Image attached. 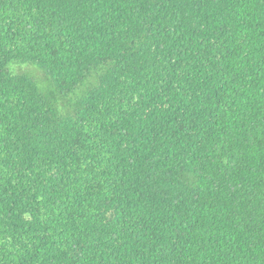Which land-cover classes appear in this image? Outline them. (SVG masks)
<instances>
[{"label":"trees","instance_id":"1","mask_svg":"<svg viewBox=\"0 0 264 264\" xmlns=\"http://www.w3.org/2000/svg\"><path fill=\"white\" fill-rule=\"evenodd\" d=\"M0 264H264V0H0Z\"/></svg>","mask_w":264,"mask_h":264}]
</instances>
